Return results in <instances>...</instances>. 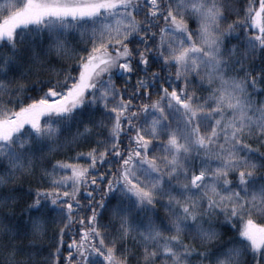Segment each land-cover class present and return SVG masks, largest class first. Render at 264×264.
Listing matches in <instances>:
<instances>
[{
    "label": "snow or ice",
    "instance_id": "6c2138e0",
    "mask_svg": "<svg viewBox=\"0 0 264 264\" xmlns=\"http://www.w3.org/2000/svg\"><path fill=\"white\" fill-rule=\"evenodd\" d=\"M0 264H264V0H0Z\"/></svg>",
    "mask_w": 264,
    "mask_h": 264
}]
</instances>
